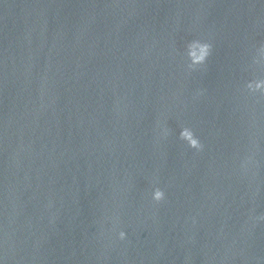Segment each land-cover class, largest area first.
I'll use <instances>...</instances> for the list:
<instances>
[{"label": "water", "instance_id": "1", "mask_svg": "<svg viewBox=\"0 0 264 264\" xmlns=\"http://www.w3.org/2000/svg\"><path fill=\"white\" fill-rule=\"evenodd\" d=\"M256 80L264 0H0V264H264Z\"/></svg>", "mask_w": 264, "mask_h": 264}, {"label": "clouds", "instance_id": "2", "mask_svg": "<svg viewBox=\"0 0 264 264\" xmlns=\"http://www.w3.org/2000/svg\"><path fill=\"white\" fill-rule=\"evenodd\" d=\"M192 45L199 48V50L201 52L200 57L193 64L194 65L203 64L207 60L208 56L211 54V50H212L211 44L202 43L200 41H194V42H192ZM247 87L252 92H257V91L264 92V80L251 81L248 83ZM181 138L186 140L192 148L201 149L203 147L199 138L189 128H184V131L182 133ZM152 198L157 202L162 201L165 198V192L163 190L157 188L152 193ZM126 236H127L126 232H124V231L119 232V239L124 240V239H126Z\"/></svg>", "mask_w": 264, "mask_h": 264}]
</instances>
